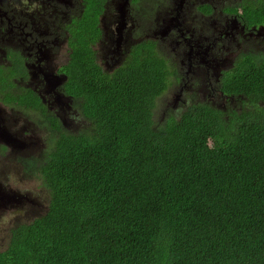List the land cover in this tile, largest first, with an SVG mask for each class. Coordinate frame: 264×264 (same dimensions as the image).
Listing matches in <instances>:
<instances>
[{
  "label": "trees",
  "instance_id": "obj_1",
  "mask_svg": "<svg viewBox=\"0 0 264 264\" xmlns=\"http://www.w3.org/2000/svg\"><path fill=\"white\" fill-rule=\"evenodd\" d=\"M242 7L264 17V0ZM243 62L224 89L247 108L194 105L159 127L167 77L152 53L111 74L72 73L64 91L86 125L64 133L49 118L57 135L38 165L48 206L11 228L0 264H264V56ZM3 100L45 113L30 89Z\"/></svg>",
  "mask_w": 264,
  "mask_h": 264
},
{
  "label": "rangeland",
  "instance_id": "obj_2",
  "mask_svg": "<svg viewBox=\"0 0 264 264\" xmlns=\"http://www.w3.org/2000/svg\"><path fill=\"white\" fill-rule=\"evenodd\" d=\"M187 1L189 3L184 4L183 9L186 8L184 14L189 15L193 12V0ZM139 2L142 5L133 4L131 0H111L107 6V12H104L102 17L103 37L96 51L110 69L125 61L128 55L129 38L145 39L147 34L151 39L161 41L165 39L163 42L165 48L161 55L165 59L167 58L169 63L171 61L173 67L177 68L180 81L184 83L190 82L204 65L213 64L218 75L220 70L226 69L232 64L239 50L245 51L247 46H250L254 52L264 51L262 31L257 30L249 35L244 34L241 25L236 20L230 21L229 29H226L224 19L213 17L212 23L216 31L211 36L206 35L205 31L196 30L193 27L195 34L190 31L182 34V30L185 29L183 24L195 21L197 17H181L182 9L177 17L174 16L173 9L179 0H140ZM147 8L150 17L158 15L155 16L157 19L156 29L149 27L146 14L145 17L141 16L142 10L146 12ZM120 9H122L124 17H120ZM159 17H172V22L165 20L162 22ZM123 19L125 26L119 40L117 30ZM104 21L105 24H103ZM171 34L184 45V50L182 53H176L170 60L167 47L173 49L174 39L170 40ZM187 35H190V42ZM12 38L20 43L27 40L18 34ZM188 43H192L193 46L189 47ZM25 45L22 43L23 49H25ZM0 46H3L4 49L7 48L2 38ZM221 51L225 55L218 57L216 54ZM39 54L44 55L40 63L28 58L31 68L30 79L26 84L39 91V93L35 92L45 104L47 112L56 118L61 131L79 132L86 125V120L81 115L79 102L63 93L62 80L54 78L56 74L53 65L47 61L53 57H56L58 62L66 60L68 49L65 39L59 37L57 43L49 45L48 49L39 52ZM38 65H40L39 71L36 68ZM194 82V90L189 92V96L197 94L196 89L201 85L202 80L196 78ZM178 86L176 83L169 84L167 91L157 98L153 115L154 127L163 125L168 113L183 111V103L177 96ZM213 94L219 95L216 90ZM226 100L228 106L238 109L239 102L236 98L226 97ZM2 109L3 112L0 116V249L6 246L10 230L15 224L29 222L45 213L50 193L38 171L40 163L34 160L38 158L41 159V162L45 160L46 152L52 148L50 139L54 137L48 129V120L44 123L35 122L36 119L40 121L39 116H36L35 113L16 105L2 106ZM17 117L35 122L34 125L29 123L28 129L23 131L32 133L33 129L36 140L32 144L26 145L16 141V133H13L12 130L14 131L19 123Z\"/></svg>",
  "mask_w": 264,
  "mask_h": 264
},
{
  "label": "flooded vegetation",
  "instance_id": "obj_3",
  "mask_svg": "<svg viewBox=\"0 0 264 264\" xmlns=\"http://www.w3.org/2000/svg\"><path fill=\"white\" fill-rule=\"evenodd\" d=\"M139 1L140 0H131V3L142 5ZM243 1L244 0H193V12L186 15L184 14L186 8L183 9V7L184 4L189 3V1L179 0V3L173 9V14L177 17L180 9H182L181 17H197V20L183 24L185 29L182 30V34H186L188 31L195 34L193 29L195 28L196 30L199 29L205 31V34L208 36L213 35L216 31L215 26L212 23L213 17L224 19L226 22V29H229L230 21L236 20L241 25L244 34L249 35L257 30H261L264 34V17L256 12H248L247 8L245 10L242 7ZM110 2L111 0H0V39H4V45L7 46L6 49H4L3 46H0V58L2 59L0 62V73H2L4 78L3 92H0V116L3 112L2 106H9L3 103L5 93L23 92L30 89L39 97L41 103L45 107V113L41 112L39 109L26 108V110L39 116L40 121L36 119L35 122L44 123L48 120V129L51 134L54 135L52 139L49 138L53 147L55 136L57 135V131L51 128L49 121V118L53 117V115L47 112L45 104L36 93H39V91L33 86L26 84V82L30 79L31 68L28 58L40 63L44 58V55H40L39 52L45 51L49 48V45L57 43L59 37L65 39L68 49L67 58L64 62H58L56 57L47 61L51 62L53 65L56 74L54 78L62 80L61 88L63 93L73 100L75 99L64 91V87L69 82V77L72 73L81 74L100 71L105 74H111L114 69L120 66H128L127 62L134 53L146 56H148L149 53H152L164 61L165 67L162 68V70L167 77L165 91H167L169 84L172 85L176 83L179 85L177 96L184 106L182 112L194 105L204 104L210 109L223 114V116H229L232 111L239 113L244 108H247L248 105L244 104L243 96L234 95V93L227 92L224 89V79L230 72L237 70L244 64L243 59L254 56H264V51L254 52L250 46H247L245 51L239 50L232 64L226 69L220 70L218 75L213 64L204 65L197 71L190 82L184 83L180 81L177 68L173 67L171 65L172 62L170 61L169 63L166 60L167 58L165 59V57H162L161 55L163 48H165V45H163L165 39H163V41L154 38L151 39L149 38V34H147L145 39L129 38L127 44L128 55L126 56L125 61L110 69L98 56V52L96 51V48L102 41L103 37L102 17L104 12H107V6H109ZM142 12V17H145V14L147 15L146 20L149 27L156 29L157 19L155 16L158 15L150 17L148 8L146 9V12L143 10ZM119 15L120 17H124L122 16V9H120ZM163 15H165V12H163ZM159 19L162 22L164 20L172 22V17H159ZM103 24H105V21ZM124 26L125 21L123 19L121 20V26L117 30L119 40L122 36V29ZM17 34L27 38L26 42H22L26 44L25 49H23L22 43L12 38ZM187 36L188 41L190 42V35ZM172 39H174L173 49L169 46L167 47L170 60L176 53H182L184 50V45L181 42H178L176 37L171 34L170 40ZM188 45L189 47L193 46L192 43H188ZM110 48L112 49V47ZM74 51H77L80 57L77 69H74L71 66L68 67L71 55ZM59 55L61 56V53ZM216 55L221 57L225 55V53L221 51ZM15 63H17L20 68L17 69L15 74H11L10 70ZM36 68L39 71L40 65L36 66ZM196 78H200L202 83L196 89L197 94L195 96H189V92L194 90V80ZM215 90L219 95L213 94ZM226 97L236 98L238 100L239 107L237 110L228 106ZM181 113L172 111L171 113H168L167 116L170 114L179 116ZM17 120L19 123H17L15 130H12L13 133H16V141L23 142L26 145L35 142L36 136L33 135V129L32 133L31 131L29 133L23 132L25 129H28L29 123H33L34 125L35 122H32L31 120L26 121V119L22 117H17ZM12 121H14V118H12ZM50 150L46 152L45 157L49 154ZM34 161L41 163L40 158Z\"/></svg>",
  "mask_w": 264,
  "mask_h": 264
},
{
  "label": "clouds",
  "instance_id": "obj_4",
  "mask_svg": "<svg viewBox=\"0 0 264 264\" xmlns=\"http://www.w3.org/2000/svg\"><path fill=\"white\" fill-rule=\"evenodd\" d=\"M41 176V175H40ZM42 178V177H41ZM43 181V180H42Z\"/></svg>",
  "mask_w": 264,
  "mask_h": 264
}]
</instances>
